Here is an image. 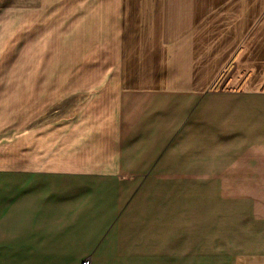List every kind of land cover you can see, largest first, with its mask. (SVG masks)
Returning <instances> with one entry per match:
<instances>
[{"label":"crops","instance_id":"0c3cea01","mask_svg":"<svg viewBox=\"0 0 264 264\" xmlns=\"http://www.w3.org/2000/svg\"><path fill=\"white\" fill-rule=\"evenodd\" d=\"M0 1L18 10L0 67V102L18 101L17 167L0 168L17 223L0 251L100 244L147 177L179 176L199 228L204 214L237 230L226 264H264V0ZM245 38L246 84L208 90Z\"/></svg>","mask_w":264,"mask_h":264},{"label":"rangeland","instance_id":"374dc122","mask_svg":"<svg viewBox=\"0 0 264 264\" xmlns=\"http://www.w3.org/2000/svg\"><path fill=\"white\" fill-rule=\"evenodd\" d=\"M3 5L0 1V67L9 50L18 47V17L14 14L18 10ZM254 23L252 37L260 35L264 28V21ZM247 38L242 41L239 49L241 52L235 59L232 57L226 61L222 66L224 69L221 68L222 71L212 78L208 90L237 88L246 84L242 78L245 73L238 67H245L242 61L245 53L240 54L250 43L251 38ZM259 44H264V36L260 38ZM204 51V57L211 52L208 48ZM203 64L209 67L220 66V61L204 60ZM207 73L210 70L205 69L204 74ZM17 106V100L0 102V121H5L0 134V168L17 167V149L14 148L18 138ZM7 113L12 116V120L7 121L11 126L6 125L4 117ZM148 178L151 181L147 185L144 183L145 190L137 199V211L132 209L126 216H120L119 223L108 231L100 244L44 245L43 253L27 246L26 260L16 259L14 256L18 255L13 252L5 254L0 251V264H226L228 249L234 244L236 250L242 247L237 230L211 228L212 222L204 214L201 215L202 221L198 223L201 226L198 227L193 215L181 207L179 176ZM8 195L9 189L4 190V185H0V237L13 235L12 230L2 234L4 230L1 227L5 223H17L11 212L16 209V205ZM223 222L226 224L225 220ZM237 264H243V261H237Z\"/></svg>","mask_w":264,"mask_h":264}]
</instances>
